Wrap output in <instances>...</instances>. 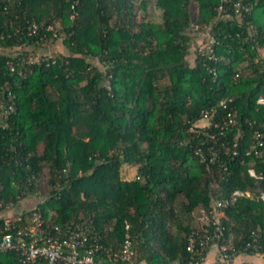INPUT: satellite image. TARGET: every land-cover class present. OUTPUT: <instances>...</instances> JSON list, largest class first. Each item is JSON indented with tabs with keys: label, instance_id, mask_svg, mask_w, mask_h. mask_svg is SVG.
I'll use <instances>...</instances> for the list:
<instances>
[{
	"label": "trees",
	"instance_id": "trees-1",
	"mask_svg": "<svg viewBox=\"0 0 264 264\" xmlns=\"http://www.w3.org/2000/svg\"><path fill=\"white\" fill-rule=\"evenodd\" d=\"M192 1L196 23L213 26L209 48L192 31ZM249 1L264 44V0ZM220 4L0 0V95L14 84L18 106L9 126L0 128L2 196L16 204L30 194L45 198L16 216L18 223H30L33 213L50 227L90 223L109 248L120 249L129 234L138 264H181L195 226L192 212L236 189L250 190L255 196L230 205L224 223L238 247L257 231L264 251V200L256 198L264 178L249 173L254 167L264 175V160L222 154L208 167L213 141L189 132L202 111L223 98H233L230 107L247 140L255 129L264 131V104L258 103L264 71L253 66L252 51L251 73L240 67L248 58L241 50L247 26L225 16L216 24ZM35 20L57 26L59 38L50 49L59 48L49 65L10 74L8 61L17 60L19 49L39 52L27 34ZM22 26L24 33L15 35ZM220 115L212 118L209 134H218ZM228 136L232 140L234 133ZM223 159L228 169L219 164ZM125 165L136 167V177L122 176ZM0 264H22L20 254L0 252Z\"/></svg>",
	"mask_w": 264,
	"mask_h": 264
},
{
	"label": "built area",
	"instance_id": "built-area-1",
	"mask_svg": "<svg viewBox=\"0 0 264 264\" xmlns=\"http://www.w3.org/2000/svg\"><path fill=\"white\" fill-rule=\"evenodd\" d=\"M191 6V4H190ZM254 3L249 0H221L218 7L219 18H237L245 21L248 34L241 50L246 51V58L241 62L240 67L251 73L250 52H254L252 64L254 67L264 71V54L262 52L264 44L261 43V34L255 22L251 19ZM8 11V6L4 7ZM191 11V10H190ZM197 17L191 22L192 31L201 33L199 38L208 40L206 48L210 47L213 41V26H200L196 23ZM24 33L23 26L14 33ZM27 34L32 37L31 45L39 48H46L45 53L34 51L33 48L15 54L17 60L8 61L10 74L18 71L19 75H24L27 66L46 62L48 65L54 58L50 45L59 38L58 28L53 24H46L44 21H32L27 28ZM11 36V35H9ZM2 38L5 36L2 35ZM245 44L250 47L247 51ZM31 50V51H30ZM209 58L217 60L215 55L210 54ZM54 63L55 60H52ZM211 72L216 77L218 72L212 69ZM241 73H237L234 80L238 79ZM0 95V128L9 126L10 120L17 113V94L14 84L6 85L2 88ZM233 98H223L216 105L206 108L201 113L200 124L194 123L190 127V133L203 134L213 141V146L209 148L212 158L207 163H215L217 157L222 154L229 156L232 160L240 155L254 157L264 160V131L255 129L247 140L246 129L239 127V122L235 113L231 110L230 104ZM258 103L264 104V96L258 98ZM226 113L220 115L219 110ZM220 115V120L214 123L219 129L218 134H209L207 129L212 126V118ZM234 133L232 140L228 134ZM224 137V141L221 137ZM220 145L223 152L216 149ZM241 146V150L239 149ZM202 161L206 162L204 154ZM218 162V161H217ZM219 164L228 169L227 160H219ZM251 176L257 180L264 178L254 167L249 168ZM2 184L0 182V212L13 209L16 205L13 201H7L2 196ZM255 193L250 190L236 189L227 198H213L210 207L198 208L192 212L194 228L188 235L186 251L188 253L185 261L181 264H236L237 259L244 254L264 256L263 244L257 231L249 233L247 239L238 247L235 245L234 235L229 234L224 223L227 218L226 210L230 205L235 204L240 198H253ZM264 200V191L258 193L256 198ZM45 198H41L40 201ZM2 229L0 230V252L16 250L20 254L22 264H138L134 243L127 234L124 244L120 249L109 248L103 243V236L92 224L76 222L74 220L63 225L47 226L39 213H33L31 222L18 223L15 217H4ZM129 229V224L127 225ZM212 259L210 260V256ZM241 264H253L244 261ZM264 264V263H263Z\"/></svg>",
	"mask_w": 264,
	"mask_h": 264
},
{
	"label": "crops",
	"instance_id": "crops-1",
	"mask_svg": "<svg viewBox=\"0 0 264 264\" xmlns=\"http://www.w3.org/2000/svg\"><path fill=\"white\" fill-rule=\"evenodd\" d=\"M59 44H57L56 48L58 47ZM56 48H51V51L56 50ZM263 54H264V48L262 50ZM40 202V199L37 198L34 195H28L27 197L21 199L13 209H8L5 211H1L0 212V218L1 217H16V216H20L22 215L26 210H29L31 207H33L34 205H36L37 203ZM212 256H210V260L212 259ZM244 261H249L253 264H263L264 263V256H255V255H251V254H244L243 256L239 257L237 259L236 264H241ZM209 264V263H207Z\"/></svg>",
	"mask_w": 264,
	"mask_h": 264
},
{
	"label": "rangeland",
	"instance_id": "rangeland-1",
	"mask_svg": "<svg viewBox=\"0 0 264 264\" xmlns=\"http://www.w3.org/2000/svg\"><path fill=\"white\" fill-rule=\"evenodd\" d=\"M190 10H191V15L194 18H196V16H198V6L197 4L192 1L191 3V6H190ZM156 15H158V12L156 13ZM155 18V15L153 16ZM156 20H160L159 17H156ZM58 27H60V25H58ZM202 35L201 33H198L196 35V39L197 40H202V38L199 39V37ZM202 42V41H201ZM195 44H196V40H195ZM51 48H53V45L51 46ZM192 59H194V56H192ZM136 174V167H133L131 165H125L124 168H123V172H122V176L124 178H127V179H132L136 176H134Z\"/></svg>",
	"mask_w": 264,
	"mask_h": 264
}]
</instances>
